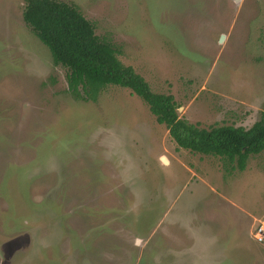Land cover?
<instances>
[{
	"label": "rangeland",
	"instance_id": "rangeland-1",
	"mask_svg": "<svg viewBox=\"0 0 264 264\" xmlns=\"http://www.w3.org/2000/svg\"><path fill=\"white\" fill-rule=\"evenodd\" d=\"M72 1L180 117H262L264 0ZM23 7L0 0V264H264V150L240 171L128 88L74 99Z\"/></svg>",
	"mask_w": 264,
	"mask_h": 264
},
{
	"label": "trees",
	"instance_id": "trees-1",
	"mask_svg": "<svg viewBox=\"0 0 264 264\" xmlns=\"http://www.w3.org/2000/svg\"><path fill=\"white\" fill-rule=\"evenodd\" d=\"M22 16L49 49L54 64L66 69L67 89L74 99L95 102L107 85L128 88L148 105L180 148L224 157L240 171L251 155L264 150V113L249 128L190 123L179 116L174 96L154 92L143 76L125 65L113 42L96 33L94 22L72 0H24Z\"/></svg>",
	"mask_w": 264,
	"mask_h": 264
},
{
	"label": "built area",
	"instance_id": "built-area-1",
	"mask_svg": "<svg viewBox=\"0 0 264 264\" xmlns=\"http://www.w3.org/2000/svg\"><path fill=\"white\" fill-rule=\"evenodd\" d=\"M256 241L264 243V219H259L253 231Z\"/></svg>",
	"mask_w": 264,
	"mask_h": 264
},
{
	"label": "water",
	"instance_id": "water-1",
	"mask_svg": "<svg viewBox=\"0 0 264 264\" xmlns=\"http://www.w3.org/2000/svg\"><path fill=\"white\" fill-rule=\"evenodd\" d=\"M223 38H224V36L222 35L220 40L222 41ZM180 108H181V107H180ZM180 108H179V109H180ZM161 160H162L164 163H167V162H168V159H166L165 156H162V157H161Z\"/></svg>",
	"mask_w": 264,
	"mask_h": 264
}]
</instances>
